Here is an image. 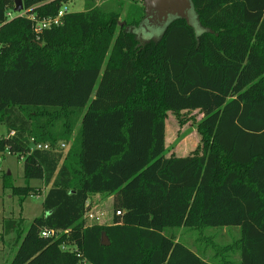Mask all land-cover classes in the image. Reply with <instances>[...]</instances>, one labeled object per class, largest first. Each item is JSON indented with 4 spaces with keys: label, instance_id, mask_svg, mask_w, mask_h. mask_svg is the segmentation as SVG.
<instances>
[{
    "label": "trees",
    "instance_id": "16d2710c",
    "mask_svg": "<svg viewBox=\"0 0 264 264\" xmlns=\"http://www.w3.org/2000/svg\"><path fill=\"white\" fill-rule=\"evenodd\" d=\"M96 2L36 34L0 0V125L13 133L0 154L23 158L25 182L2 170L3 189L19 205L43 196L24 236L3 221L4 235L23 236L10 264H264V0H190L203 33L174 19L149 41L133 33L143 0ZM22 3L48 20L67 0ZM185 111L203 116L199 146L166 157L167 113ZM97 196L120 212L110 225L83 219ZM209 228L239 237L213 249ZM183 233L199 235L190 248Z\"/></svg>",
    "mask_w": 264,
    "mask_h": 264
},
{
    "label": "rangeland",
    "instance_id": "374dc122",
    "mask_svg": "<svg viewBox=\"0 0 264 264\" xmlns=\"http://www.w3.org/2000/svg\"><path fill=\"white\" fill-rule=\"evenodd\" d=\"M122 1L123 3H120L119 0H97L96 4L100 7L107 5L109 9H116V5H118L119 2V4H123V10L126 11L128 3L130 2L129 0ZM111 3H114V5ZM65 5L70 13H80L84 11L85 0H67ZM188 23L197 36L203 33V29L197 22L193 8L188 11ZM167 25L148 26L146 22H142L140 26L133 29V33L142 41L155 40L162 35ZM202 118V114L198 111H185L179 116H174L171 112L167 113L165 119V144L168 152H165L166 157L170 154L177 157H186L196 150L200 143V137L197 134L196 126L200 123ZM6 133L7 129L5 126L0 125V136ZM0 169L1 171L3 170L4 173L10 174L13 186L22 187L25 185L23 179V162L18 155L0 154ZM29 185H39L42 188V193H44L40 181L32 180L29 182ZM41 198H43V196L29 197L22 205H19L18 199L12 197L9 190L3 189L2 173L0 172V264H10L31 222L43 214ZM92 207L94 212H101L104 215L102 218L104 224L102 225H110L112 223L113 211L109 198L101 199V197H94ZM4 220L21 222L19 227L23 235L21 239L19 237L20 234H16V232L9 235L3 234L2 224ZM203 230L200 237L211 239V243L208 244V246L211 247L212 245L214 247L213 249H216L218 245L233 244L239 237L237 228H209ZM193 234H182V239L189 248L199 236L198 233ZM197 249H199V242L193 248V250ZM236 249L237 248H234V251L231 253L233 261L238 260V252H236Z\"/></svg>",
    "mask_w": 264,
    "mask_h": 264
},
{
    "label": "built area",
    "instance_id": "2783aa9c",
    "mask_svg": "<svg viewBox=\"0 0 264 264\" xmlns=\"http://www.w3.org/2000/svg\"><path fill=\"white\" fill-rule=\"evenodd\" d=\"M70 12L68 11V8L66 7V5H63L57 15L52 18V19H43V20H39L35 17V15L29 14L27 11H22L21 13L17 14V17L25 19L27 22H29L32 25V29L33 32L36 34H40L43 30H47L50 27L53 26H59L62 24V19L65 15L69 14ZM7 17L9 19H12L13 14L8 13ZM13 135V133H9L8 135H3L0 136V139H9L11 136ZM61 148L64 149L65 146L61 145ZM49 147L47 144H36L33 142V140L30 141V151L33 150H48ZM21 160H23V158L21 157ZM1 172V169H0ZM87 207L88 210L86 211L83 219L86 223L87 226H101L103 223V214L101 212H94L93 207L89 208V203H87ZM113 216H120V212H116ZM69 230L67 231H61V230H43L41 232V236L44 238H51V239H58L59 237H62V235H67V237H69ZM61 249L63 251H72L75 249V246H73L72 244L70 245V243H68L67 245H63L61 247Z\"/></svg>",
    "mask_w": 264,
    "mask_h": 264
},
{
    "label": "water",
    "instance_id": "95a60500",
    "mask_svg": "<svg viewBox=\"0 0 264 264\" xmlns=\"http://www.w3.org/2000/svg\"><path fill=\"white\" fill-rule=\"evenodd\" d=\"M143 6L145 17L142 22H146L148 26L167 25L174 19H183L188 22V11L192 9L190 0H143ZM22 11V0H14L13 12L19 14ZM101 246H109V241L104 234L101 237Z\"/></svg>",
    "mask_w": 264,
    "mask_h": 264
},
{
    "label": "crops",
    "instance_id": "0c3cea01",
    "mask_svg": "<svg viewBox=\"0 0 264 264\" xmlns=\"http://www.w3.org/2000/svg\"><path fill=\"white\" fill-rule=\"evenodd\" d=\"M171 155V154H170ZM35 187H40L39 185L35 186ZM99 196H97L98 198ZM41 200H43V198H41ZM110 203L112 204V197H109Z\"/></svg>",
    "mask_w": 264,
    "mask_h": 264
}]
</instances>
